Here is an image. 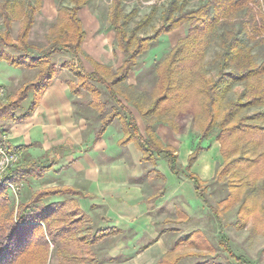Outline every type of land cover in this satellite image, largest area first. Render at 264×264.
Listing matches in <instances>:
<instances>
[{
    "label": "trees",
    "instance_id": "1",
    "mask_svg": "<svg viewBox=\"0 0 264 264\" xmlns=\"http://www.w3.org/2000/svg\"><path fill=\"white\" fill-rule=\"evenodd\" d=\"M69 1L71 5L58 9L57 19L50 28V45L39 53H33L28 48V36L42 0H1L0 8L6 24H10L12 17L21 18L22 24L20 43L13 40L8 31L0 34V59L17 66H37L38 71L34 78L19 87L15 96L0 106V119L17 121L34 112L58 71L53 55L67 51L69 56L64 58L62 65L76 79H66V82L74 93L83 89L90 91L91 103L101 118L95 140L117 117L123 131L119 143L134 141L144 160H153L155 154H162L173 172L183 173L194 181L198 196L212 209L217 219L222 209H228L241 200L238 211L240 226L253 218L264 230V59L258 61L252 46L242 38L264 40V0H201L193 8H184L182 0H169L162 23L152 34L145 36L137 32L149 22L150 16L138 21L128 32L125 26L130 14L122 10L121 0H113L110 26L122 55L116 71L100 62L93 70L85 68L78 56L85 38L78 11L90 0ZM183 25L187 26V33L178 38L170 53L154 65L157 79L153 100L145 107L138 104L143 114L153 115L155 119L142 131L135 114L120 98L117 84L128 77L137 57L156 45L161 34ZM219 27L222 28L220 31ZM214 36L218 37L221 47L216 55L220 69L215 80L195 70ZM95 81L104 85L106 94L113 99L110 111H107L108 100L102 96L104 92ZM236 82L244 86L243 96L226 99L224 89L228 90ZM29 95L30 99L24 106L23 100ZM250 107L257 109L251 113L244 112ZM185 116H191V123L196 125L200 135L189 155L187 170L178 166L174 149L164 145L153 130L155 122L162 121L181 131L185 127ZM212 136L220 143L223 159L213 179L225 189L218 201L222 204L219 209L207 196V181L189 170L200 151L207 149L202 140ZM0 142L10 152L19 153L30 145L6 143L1 138ZM61 154V149H53L40 157H30L10 167L5 179L18 185L29 177L40 178L54 167ZM9 191L6 185H0V264H49L52 255L59 258V264H101L103 261L94 246L105 236L122 231L108 224L106 216L103 224L83 226L90 215L83 210L77 198L43 199L62 194L92 196L74 186L39 187L16 206ZM258 193L262 194L263 200L248 201ZM203 241L208 242L205 238ZM219 244L230 252L226 235L221 234ZM178 257L167 254L156 264H175Z\"/></svg>",
    "mask_w": 264,
    "mask_h": 264
},
{
    "label": "rangeland",
    "instance_id": "2",
    "mask_svg": "<svg viewBox=\"0 0 264 264\" xmlns=\"http://www.w3.org/2000/svg\"><path fill=\"white\" fill-rule=\"evenodd\" d=\"M182 1L184 2V8H193L201 0ZM168 3L169 0H121L122 10L130 14L126 22V30L128 32L131 31L138 21L150 16L149 22L138 29L137 33L142 36L152 34L162 23V16ZM112 4L113 0H90L78 11V15L85 29V38L79 49L78 56L87 70H93L96 63L100 62L112 67L116 71L122 61V55L117 49L115 32L110 26ZM63 5H71V3L69 0H42V6L37 10L34 24L28 36V48L33 53H39L42 49L50 45V28L57 19L58 9ZM21 24V18L12 17L10 24L7 25L0 8V34L8 31L9 36L20 43L18 39ZM218 29L220 31L222 28L219 27ZM186 33L187 26L183 25L161 34L156 45L137 57V62L128 77L117 84L120 98L134 112L139 120L142 131H145V127L149 122L155 121L153 115L143 114L138 107V104L144 105V107L148 106L154 98L157 79L154 65L156 62L164 59L170 53L175 41ZM257 37H260V35ZM242 38L252 46V52L255 54L256 59L262 61L264 59V40L260 41L258 38L256 40L247 39L245 36ZM7 48L9 47L7 46ZM220 48L219 39L217 36H214L206 50L205 56L197 63L195 70L215 80L220 69L216 57ZM68 53L67 51H59L53 55L56 66L58 67L54 81L65 83L66 85V79H76V76L66 66L62 65L64 58L69 56ZM37 71V66H17L9 64L5 59H0V84H2L0 86V106L6 103L9 98L15 96L19 87L25 81L34 78ZM94 83L104 92L102 96L107 98V111H110L113 99L106 94L104 85L98 81ZM67 92L72 91L69 89ZM79 92L69 95L71 100L69 104L71 107L68 112L71 121H67L70 124L69 130L64 129L61 132L52 130V122H54L52 118L53 114L51 113L52 109L45 108L40 113L38 120H35L34 116L36 112L41 109L40 102L34 112L24 119L17 121L0 119V138L4 142L30 144L26 151L19 153L20 163L30 157L44 155L43 145H47L48 142H52L53 140L63 138L67 142V137H70L73 141L74 138L78 139L79 142L84 141L83 144L91 142L95 131L100 125L101 118L97 114V108L90 103V91L83 89ZM224 92H227L226 99L241 97L243 96L244 86L239 82L232 83L228 90L224 89ZM29 99L30 95L23 100L24 106L27 105ZM256 109L257 107H250L246 108L244 112L251 113ZM190 117L185 116L183 118L186 123L181 131L189 132L194 136L198 134L199 129L195 124L191 123ZM63 123H65V120H63ZM50 124L51 127H49ZM112 124L115 125V128H121L117 117L109 125ZM37 125H40L41 128H38ZM73 128L75 129L72 130ZM36 134L39 135L38 139L35 137ZM64 147L65 149H69V143L66 146L64 145ZM62 173L61 164L58 162L55 169L52 168L45 172L42 177H29V180L20 181L17 188L15 187V190L10 189L9 191L14 206L17 203L27 200L34 190L42 186L54 184L63 185L69 184L70 182L75 187L74 178L76 177L74 175L64 177ZM213 179L214 177L207 181L206 193L212 204L219 209L222 207V204H219L218 201L223 197L225 189L220 185L221 183L213 181ZM75 188L85 192L86 187L76 186ZM64 197L77 198L80 204L82 203L81 198L83 196L78 194H62L52 195L43 199L50 201ZM256 198H262L263 200L262 194L258 193L257 196L250 197L248 201L255 200ZM92 207L94 209L92 208L87 212L90 218L83 223V226L96 227L104 223V216L107 217L101 208H97L96 204L92 205ZM240 207L241 200L232 204L228 209H222L218 220L212 213V209L204 204L198 214L189 216L188 223L177 222L172 219L167 220V224L172 226L170 236L173 239L167 242L168 251L165 255H179L175 264H264V230L259 228L253 218H250L245 225L240 226L241 215L238 213ZM221 234L228 237L230 252L224 250L223 245L219 244ZM121 238L122 231L109 234L94 246L95 252L99 254V259L103 261L101 264L109 263V252H114L116 250L114 248L115 246L127 243L126 240H122ZM203 238L207 239L208 242L203 241ZM136 250L126 251L127 253L123 252L122 254H127V257L120 255L118 259L122 261L121 264H131L130 262H124L125 260L122 257H126L127 260ZM144 263L142 262V264ZM49 264H59V258L56 255H52Z\"/></svg>",
    "mask_w": 264,
    "mask_h": 264
},
{
    "label": "crops",
    "instance_id": "3",
    "mask_svg": "<svg viewBox=\"0 0 264 264\" xmlns=\"http://www.w3.org/2000/svg\"><path fill=\"white\" fill-rule=\"evenodd\" d=\"M53 82L42 95L41 109L36 112L34 119L38 120L45 108L52 109V130L61 132L70 128L67 122L71 121L68 114L71 107L69 95L77 93L67 92L70 86L66 81L67 85ZM37 126L41 128L40 125ZM153 130L164 145L174 149L178 166L187 170L188 158L198 143L199 132L192 136L186 131H176L162 121L155 122ZM95 133L88 144L75 138L73 141L70 137H67V142L63 138L53 140L43 145L44 153L61 149L58 162L61 164L62 176L74 175V184L85 186L84 191L92 194L81 198L80 206L83 210L89 212L94 209L92 205L96 204L107 215V223L122 230L121 239L128 244L115 246L116 250L109 252L108 264H121L122 261L118 259L120 255L127 257V254L122 253L135 249L137 250L129 259L122 257L124 262L156 264L168 251L167 242L173 239L170 236L172 226L167 224V220L188 223L189 216L198 214L205 203L198 196L194 181L183 173L178 175L173 172L162 154H155L153 160H144L142 151L134 141L120 144L122 128H115L114 124L108 125L97 140ZM35 137L38 139L39 135L36 134ZM68 143L70 147L65 149L64 145ZM201 143L207 149L200 151L189 165V170L208 181L215 176L223 159L220 143L214 136L203 139ZM72 184L69 182L63 185L73 186Z\"/></svg>",
    "mask_w": 264,
    "mask_h": 264
},
{
    "label": "built area",
    "instance_id": "4",
    "mask_svg": "<svg viewBox=\"0 0 264 264\" xmlns=\"http://www.w3.org/2000/svg\"><path fill=\"white\" fill-rule=\"evenodd\" d=\"M19 158V152H10L6 145L0 142V185H6L12 190L17 188V184L5 179V174L10 167L20 163Z\"/></svg>",
    "mask_w": 264,
    "mask_h": 264
}]
</instances>
